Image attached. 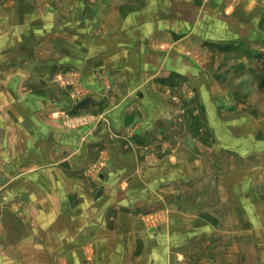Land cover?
Masks as SVG:
<instances>
[{"label":"crops","instance_id":"crops-1","mask_svg":"<svg viewBox=\"0 0 264 264\" xmlns=\"http://www.w3.org/2000/svg\"><path fill=\"white\" fill-rule=\"evenodd\" d=\"M0 264H264V0H0Z\"/></svg>","mask_w":264,"mask_h":264}]
</instances>
